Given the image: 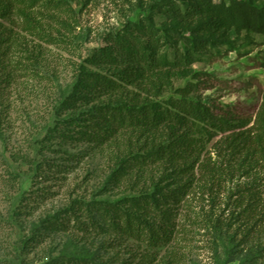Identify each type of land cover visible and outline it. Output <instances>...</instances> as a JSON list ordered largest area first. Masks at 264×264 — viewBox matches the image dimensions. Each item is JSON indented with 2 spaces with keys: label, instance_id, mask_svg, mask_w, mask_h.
Instances as JSON below:
<instances>
[{
  "label": "rangeland",
  "instance_id": "1",
  "mask_svg": "<svg viewBox=\"0 0 264 264\" xmlns=\"http://www.w3.org/2000/svg\"><path fill=\"white\" fill-rule=\"evenodd\" d=\"M51 1L0 17V264H264V169L251 157L229 164L221 152L226 134L202 153L210 174L198 165L192 175H179L176 165L163 163L130 168L115 181L123 157L146 152L161 133L138 128L109 139L113 125L89 119L99 102L125 99L134 89L79 86L81 71L107 73L87 55L161 0ZM209 39L212 52L193 65L213 77L204 96L252 114L259 92L245 83L250 77L264 83V69L246 65L264 48L262 39L226 28ZM169 81L176 88L184 79L172 73ZM154 182L167 189L191 183L171 242L151 246L110 222L103 231L88 228L103 221L108 202Z\"/></svg>",
  "mask_w": 264,
  "mask_h": 264
},
{
  "label": "trees",
  "instance_id": "2",
  "mask_svg": "<svg viewBox=\"0 0 264 264\" xmlns=\"http://www.w3.org/2000/svg\"><path fill=\"white\" fill-rule=\"evenodd\" d=\"M45 0H0V17L19 14L15 8L52 6ZM160 17V21H157ZM0 24V35L4 33ZM233 29L240 36H258L264 46V0H161L137 20L111 31L106 44L92 49L86 59L107 73L81 71L79 86L93 92L134 90L123 98L99 102L95 122L113 125L109 139L121 130L143 128L161 133L160 140L146 152L123 157L112 177L120 181L128 169L170 163L179 175H192L197 166L207 174L208 164L200 161L207 144L226 134L223 156L233 160L251 157L264 169V83L250 77L247 88H258L260 103L252 114H242L234 104H223L204 96L212 76L193 69L212 52L210 34ZM3 40H0L2 43ZM247 68L264 69V48L249 59ZM181 74L182 85L173 88L169 77ZM123 93V92H122ZM92 122L93 127H97ZM214 178L212 183H214ZM191 183L167 189L158 182L137 195L108 202L106 214L88 228L103 231L108 222L122 235L151 246L169 243L175 237L176 209L189 193ZM242 206L240 199L236 201ZM107 207V206H106ZM79 230L84 228L76 223Z\"/></svg>",
  "mask_w": 264,
  "mask_h": 264
}]
</instances>
